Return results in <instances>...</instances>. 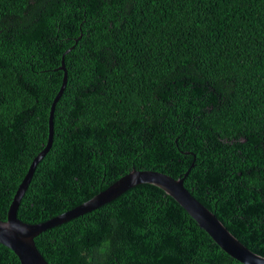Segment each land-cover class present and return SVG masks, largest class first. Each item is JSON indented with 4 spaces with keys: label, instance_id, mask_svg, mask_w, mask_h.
Wrapping results in <instances>:
<instances>
[{
    "label": "trees",
    "instance_id": "1",
    "mask_svg": "<svg viewBox=\"0 0 264 264\" xmlns=\"http://www.w3.org/2000/svg\"><path fill=\"white\" fill-rule=\"evenodd\" d=\"M41 224L135 170L176 179L264 257V0H0V220ZM49 264H242L141 184L46 230ZM0 264H21L0 243Z\"/></svg>",
    "mask_w": 264,
    "mask_h": 264
},
{
    "label": "water",
    "instance_id": "2",
    "mask_svg": "<svg viewBox=\"0 0 264 264\" xmlns=\"http://www.w3.org/2000/svg\"><path fill=\"white\" fill-rule=\"evenodd\" d=\"M59 70L65 72L64 82L54 99L49 118V139L45 149L32 163L29 172L20 185L12 204L9 207L7 220H0V243L12 250L19 258L21 264H49L36 245V238L46 230L58 227L73 219L83 216L91 211L116 200L131 188L149 184L162 189L167 195L176 200L196 221L198 226L206 231L219 247L229 256L242 264H264V257L254 253L245 246L217 215L196 199L185 187V174L176 179L164 173L150 170H133L105 191L99 193L91 200L41 224H27L18 219L17 212L25 191L31 181L35 168L44 158L53 144L54 139V111L57 102L63 95L67 84V71L64 59Z\"/></svg>",
    "mask_w": 264,
    "mask_h": 264
}]
</instances>
